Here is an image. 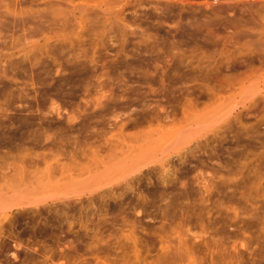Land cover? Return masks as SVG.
Instances as JSON below:
<instances>
[{
  "label": "rangeland",
  "instance_id": "obj_1",
  "mask_svg": "<svg viewBox=\"0 0 264 264\" xmlns=\"http://www.w3.org/2000/svg\"><path fill=\"white\" fill-rule=\"evenodd\" d=\"M0 14V169H59L115 144L152 156L108 184L158 169L129 190L147 202L96 198L71 233L17 222L8 238L0 224V264H264V0H0ZM240 73L243 86L204 102ZM197 103V124L172 140L174 111ZM231 124L219 154H189Z\"/></svg>",
  "mask_w": 264,
  "mask_h": 264
},
{
  "label": "bare ground",
  "instance_id": "obj_2",
  "mask_svg": "<svg viewBox=\"0 0 264 264\" xmlns=\"http://www.w3.org/2000/svg\"><path fill=\"white\" fill-rule=\"evenodd\" d=\"M4 15H6V14H4ZM260 61H261L260 62V68H264V60H260ZM246 62H249V60ZM248 65L249 64L244 65V66L248 68V67H251V65H253V64L251 63V65H249V66ZM254 66H252V67H254ZM7 73H8V71H7ZM229 77H228V79H226L223 82H221L223 80V79H221V81H219L221 83V85H218L219 87H217V89H213V88L209 89L208 88L209 90L206 91L205 98H204L205 103H207V104L214 103L215 101H217L218 99L221 98V95L224 91L231 89V88H234V86H236V85H242L243 86L245 83V74H243V73H240V74L234 75V76H229ZM235 88H237V86ZM69 96H70V94H69ZM198 106H199L198 103L192 104V105H190V107L184 106L185 108H183L182 110L174 111V113H173V116H174L173 124L176 127V129L174 131V134L171 137L172 140L181 141L186 136L185 133L188 132V130L186 131L184 129L187 128L188 126L191 127V126H195L197 124V122H198V118H197ZM39 108H40V106H39ZM248 109L244 114L242 113V115H240L239 118H242L243 116L244 117L250 116L251 111ZM159 114H160V112H159ZM154 115L155 116H153V117H155L157 119H159L161 117V115H158V114L157 115L154 114ZM168 116L169 115H167L164 118H167ZM159 121H160V119H159ZM242 125L240 127L244 126V125L243 126ZM166 126H167L166 124L161 123V122H159L156 129L152 125H149L142 132V134H144L146 136H150L156 131H163ZM3 127H4V125H3ZM6 129H8V128H6ZM236 131L237 130L233 124L228 125L227 127H224V128L217 130L211 137L206 138L205 141L196 144V146L194 148L193 147H192V149L189 148V149H191L190 150L191 152H189V150L187 152H189V154H198V155H200V154H203V155L204 154H207V155L208 154H211V155L212 154H219L218 144H220L222 141L226 140L227 136L231 132H236ZM5 132H7V131H5ZM11 132H13V131H11ZM238 132H240V130H238ZM237 135H241V134L238 133ZM39 137H41V136H39ZM39 137L37 139H39ZM55 137H56V135H55ZM32 138H33V136H32ZM32 138H30V139H32ZM33 140H34V138H33ZM33 143L35 145V142H33ZM53 145H54V143H53ZM35 146L37 147V145H35ZM100 150L105 151V154L107 156L104 155L105 157L104 156L103 157L102 156L101 157H94V158H87V157L82 158L81 157L79 159H76V158L71 159L68 163L63 165L62 168H59V169L56 168L57 170L56 169H54V170L48 169V171H44L45 170L44 169L43 171H41L42 169L40 170L38 168L28 169L25 166L24 162L35 161L34 159H31V158L29 160L28 159L20 160L19 162H17V165H15V167L13 169H11L12 168L11 166H10L11 168L9 167L10 169H8V170L7 169H5V170L0 169V224L7 223L9 225V228L11 229L9 232V235L7 234L5 236H8V238L13 237V236H16V237L18 236L15 233V228L17 226L16 225L17 222H19L18 225L20 227L19 232L17 231L19 234H21V233L25 234L26 233V235H27L28 229L31 228V229H33V232H35L37 234L39 233L41 236L43 235V233H48V232L51 235H55L54 230L57 228L60 229L65 225H67V227H68L67 228L68 232L72 231L75 228V225H74L75 223H74V221L69 220L70 217H74L75 212L80 211V213H83L84 211H87V209L89 211V208L92 205V201H94V199H96V198H98L102 201L110 200L109 202H111V199H114L115 201H118L121 204L127 203L130 206V208H132V209H135L141 203L147 202V197L143 194L136 193V191H134V193H135L134 197L135 198H131L129 196V190L133 189L134 185H136V184L140 185L147 178L150 179L148 177V174L154 173L158 170V169L154 168V165H152L153 168H151V165L148 164L144 168L137 169L136 171H134L132 173L131 178L127 179L126 181H118V182L113 183V184H108L107 182L109 179H112L115 176H117L120 173V171H122L124 168L129 167L131 165H135L140 160L150 158L152 155H142L144 153H142L141 155H134V153H129L130 148H129V146H127L125 144L107 145L105 147H100ZM97 151H99V150H97ZM220 151H222V150H220ZM97 153L100 154V152H97ZM11 164L12 163H10V165ZM144 170H147V171L145 172ZM104 183H106V184H104ZM99 184H101V185L104 184L103 187L109 186V190H106V191L101 192L97 195H94L95 191L93 189L95 188V186H97ZM103 187H102V189H103ZM109 204H111V203H109ZM109 204H108V206H109ZM105 208L108 209V207H105ZM90 210H91V208H90ZM91 212L93 213V211H91ZM108 212H109V210H108ZM128 212H130V211H128ZM45 213L48 215L46 217L47 219H45V221H42V219H43L42 216ZM78 214H77V216H78ZM87 215H88V213H87ZM61 231H63V230H61ZM69 233H71V232H69ZM65 234H66V232H65ZM29 235H31V234H29ZM21 237H23V236H21ZM24 237L26 238L27 236H24ZM44 238H46V237L44 236ZM7 241L9 243V240H7ZM17 245L19 246L20 242L19 243L17 242ZM5 248H6V241L3 239L2 236H0V250L5 249ZM62 250H63V248H62ZM37 252H38V250H37ZM50 260H52V259H50Z\"/></svg>",
  "mask_w": 264,
  "mask_h": 264
},
{
  "label": "built area",
  "instance_id": "obj_3",
  "mask_svg": "<svg viewBox=\"0 0 264 264\" xmlns=\"http://www.w3.org/2000/svg\"><path fill=\"white\" fill-rule=\"evenodd\" d=\"M219 0H213L214 3H218Z\"/></svg>",
  "mask_w": 264,
  "mask_h": 264
}]
</instances>
